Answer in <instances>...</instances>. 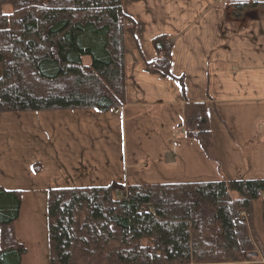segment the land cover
<instances>
[{"label": "trees", "instance_id": "obj_1", "mask_svg": "<svg viewBox=\"0 0 264 264\" xmlns=\"http://www.w3.org/2000/svg\"><path fill=\"white\" fill-rule=\"evenodd\" d=\"M227 2L236 19L264 5ZM135 26L121 0H0V114L124 106V33ZM151 44L146 68L175 78L172 39ZM184 113V135L215 159L205 104L186 101ZM46 199L50 264H264L253 225L256 201L264 224L263 178L61 186ZM20 206V191L0 188V264L26 253Z\"/></svg>", "mask_w": 264, "mask_h": 264}, {"label": "crops", "instance_id": "obj_2", "mask_svg": "<svg viewBox=\"0 0 264 264\" xmlns=\"http://www.w3.org/2000/svg\"><path fill=\"white\" fill-rule=\"evenodd\" d=\"M121 1L136 23L134 32L124 33L125 105L104 113L35 111L21 123L30 134L18 143L28 146L27 172L39 182L18 185L21 179L7 175L0 181L3 190L20 191L14 222L20 242L17 223L27 191L35 187L43 199L50 188L114 181L264 179V5L236 19L227 0ZM158 34L173 41L175 78L145 66L156 59L151 40ZM176 78L183 79V90ZM186 101L205 104L215 159L184 135ZM14 114L1 113L0 122L19 118ZM47 175L49 182L40 180Z\"/></svg>", "mask_w": 264, "mask_h": 264}, {"label": "rangeland", "instance_id": "obj_3", "mask_svg": "<svg viewBox=\"0 0 264 264\" xmlns=\"http://www.w3.org/2000/svg\"><path fill=\"white\" fill-rule=\"evenodd\" d=\"M126 32V31H125ZM1 76V70H0ZM66 111V110H60ZM85 109L73 110V112L84 113ZM13 112V111H12ZM14 112L19 118L11 119V121L0 122V181H4L3 175H7L6 180L14 179L22 182L18 185L26 186L28 183H38L39 179L32 173L27 172L26 163L29 161L27 152L28 146L25 144H19L18 141H22L24 137L30 134L29 129L21 123H24L27 116L35 113ZM65 113H68L65 112ZM16 122V123H15ZM18 133L17 136H15ZM6 141V142H5ZM5 143V144H4ZM91 172L86 171L84 175L89 177ZM74 177L83 178L79 172L72 173ZM85 176V177H86ZM2 179V180H1ZM43 179V180H42ZM40 180H51V176L42 177ZM89 184V183H88ZM40 188H34V190L27 191L25 202L22 207L23 215L20 221L17 223V234L21 238V243L26 247V255L23 257L22 264H50L49 257V234H48V216H47V199L40 197ZM238 196V193H234ZM32 197V198H31ZM34 199L35 201L31 200ZM149 209H152L149 206ZM261 206L260 201L254 203V218L253 225L254 231L260 240V245L264 249V224L261 220ZM261 248H259V254L263 256Z\"/></svg>", "mask_w": 264, "mask_h": 264}, {"label": "water", "instance_id": "obj_4", "mask_svg": "<svg viewBox=\"0 0 264 264\" xmlns=\"http://www.w3.org/2000/svg\"><path fill=\"white\" fill-rule=\"evenodd\" d=\"M264 258V257H263Z\"/></svg>", "mask_w": 264, "mask_h": 264}]
</instances>
